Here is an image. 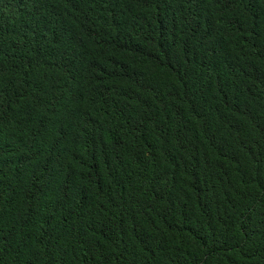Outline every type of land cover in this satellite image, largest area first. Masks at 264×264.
<instances>
[{
    "label": "trees",
    "instance_id": "1",
    "mask_svg": "<svg viewBox=\"0 0 264 264\" xmlns=\"http://www.w3.org/2000/svg\"><path fill=\"white\" fill-rule=\"evenodd\" d=\"M0 264H264V0H0Z\"/></svg>",
    "mask_w": 264,
    "mask_h": 264
}]
</instances>
